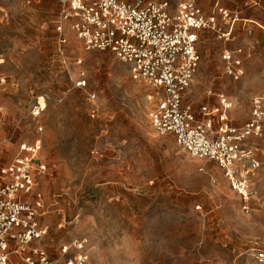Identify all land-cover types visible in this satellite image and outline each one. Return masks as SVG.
<instances>
[{
    "label": "rangeland",
    "instance_id": "374dc122",
    "mask_svg": "<svg viewBox=\"0 0 264 264\" xmlns=\"http://www.w3.org/2000/svg\"><path fill=\"white\" fill-rule=\"evenodd\" d=\"M158 1L175 12L189 0ZM191 1L206 15L216 4L242 10L227 42L212 29L200 30V65L185 95L197 109L217 104L224 93L233 102L230 120L242 125L253 99L264 96V0H250L248 8L245 0ZM58 10L59 0H0V77L7 80L0 84V165L43 126L41 221L49 226L50 254L87 237L89 264H264L257 258L264 249V135L245 143L260 162L246 211L215 163L194 158L173 134L161 135L151 125L162 90L134 80L112 53L85 50L69 28L70 74L85 70L88 79L86 88H73L57 53ZM225 46L245 49L240 80L224 72ZM42 93L51 96L46 109L28 118L29 100Z\"/></svg>",
    "mask_w": 264,
    "mask_h": 264
},
{
    "label": "built area",
    "instance_id": "2783aa9c",
    "mask_svg": "<svg viewBox=\"0 0 264 264\" xmlns=\"http://www.w3.org/2000/svg\"><path fill=\"white\" fill-rule=\"evenodd\" d=\"M251 3L245 0L243 7L248 8ZM240 20V9L216 4L213 14L206 15L191 0L179 4L175 12L158 0H59L57 53L73 88H86L85 70L70 74V28L85 50L112 53L127 66L134 80L162 90L150 113L151 125L161 135L173 134L177 144L194 158L215 163L240 197L243 208L249 211L256 195L253 179L260 162L254 155L255 148L245 143L264 135V96L253 99L250 119L242 125L230 120L233 102L224 93L217 94V104L206 102L197 109L185 101L200 65V30L212 29L227 42L232 37V25ZM244 28L248 36L253 34L247 20ZM221 57L224 72L233 80H240L245 74L244 47L225 46ZM6 81V77H0V84ZM88 97L94 101L97 96L93 92ZM50 100L48 93L33 95L28 118H39ZM90 113L98 115V109L92 108ZM42 131L43 126L39 125L33 140L20 142L13 159L0 165V264H89L87 237L61 244L53 256L45 244L49 226L41 221L46 214L41 183L47 171L40 158L44 147ZM205 167L200 166V170L205 172ZM212 180L215 182V178ZM196 209H201V205ZM56 213L62 214V210L57 208ZM257 258L264 262V249L259 250Z\"/></svg>",
    "mask_w": 264,
    "mask_h": 264
},
{
    "label": "crops",
    "instance_id": "0c3cea01",
    "mask_svg": "<svg viewBox=\"0 0 264 264\" xmlns=\"http://www.w3.org/2000/svg\"><path fill=\"white\" fill-rule=\"evenodd\" d=\"M238 125V124H237Z\"/></svg>",
    "mask_w": 264,
    "mask_h": 264
}]
</instances>
